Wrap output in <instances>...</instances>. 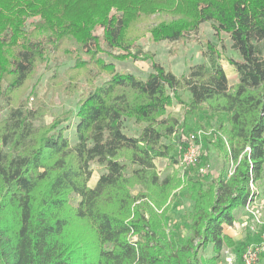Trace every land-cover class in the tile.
Instances as JSON below:
<instances>
[{"label":"trees","instance_id":"16d2710c","mask_svg":"<svg viewBox=\"0 0 264 264\" xmlns=\"http://www.w3.org/2000/svg\"><path fill=\"white\" fill-rule=\"evenodd\" d=\"M202 23L212 39L180 75L140 44L185 41ZM222 34L239 55L227 56L232 84ZM125 59L149 60L151 70L144 78L117 70ZM40 69L49 91L78 95L74 112L42 123L44 103L35 92L26 95L32 106L22 98ZM101 74L108 78L96 84ZM1 102L0 264H218L232 244L225 229L256 196L250 181L263 178L264 0H0ZM174 103L198 129L204 118L220 121L202 135L195 165L161 178L155 160L174 168L186 146ZM209 146L222 168L207 180L199 169ZM93 162L105 171L90 187ZM179 192L192 202L186 236L170 224ZM208 246L210 256L199 254Z\"/></svg>","mask_w":264,"mask_h":264},{"label":"rangeland","instance_id":"374dc122","mask_svg":"<svg viewBox=\"0 0 264 264\" xmlns=\"http://www.w3.org/2000/svg\"><path fill=\"white\" fill-rule=\"evenodd\" d=\"M214 34L213 29L208 23H202L199 26L196 35L189 37L187 40L182 42H172L162 40L154 42L148 38H142L140 44L145 52L150 53L153 56V60L163 65L176 75L185 73L188 67L194 63L201 62L203 60L202 50L204 48V42L212 39ZM223 41L226 44V52L222 55V65L225 70L226 76L229 83H235L237 80L236 74L227 62V56H231L235 59L238 58L236 51L229 49L228 38L225 34H222ZM66 64V63H65ZM65 64H60L59 70L61 71ZM117 70L123 72H131L140 78H144L146 74L151 70V62L149 60H132L125 59L123 61L115 62ZM49 71L44 72L41 69L34 77L28 82L26 92L22 95V98L27 97L29 106L33 105V101L38 98L41 100L48 112L42 118V123H46L52 120L55 113L65 110H76L78 101L77 94H64L62 92L49 91L48 83ZM108 78V75L101 74L97 77L95 83L100 84L102 81ZM35 92L36 98L33 95H27L28 92ZM6 104L1 102L0 106V120L6 116ZM168 110L173 116H175L180 124L185 123L187 130L182 133L184 138L190 133L201 132L202 135L210 134L218 127L220 119L217 118H204L202 120V129H198L194 126V122L186 117L183 107L179 103H174L173 106L169 107ZM72 122V121H71ZM123 130L132 134L136 132L137 125L131 121L123 120ZM188 128H190L188 130ZM75 126L74 123L66 130V135L72 142L74 139ZM201 149H203V140L201 141ZM186 140V139H185ZM200 149V150H201ZM156 171L162 178L172 170L176 171L178 177L183 174L185 168H178L174 165V168L168 164V161L164 158H158L155 160ZM222 168V158L220 153L209 146L207 165L203 168L202 175L207 180L217 175ZM91 177L88 181V185L93 187L100 176L103 173L104 167L96 162L90 164ZM255 190L257 191L256 196L251 200L249 208L245 207L238 213L235 222L232 226L226 228L225 233L231 238L232 244H225L221 253L218 264H241V254L244 249L252 244L259 243L261 241V234L264 232V170L263 178L254 184ZM138 187L133 189L132 192L136 193ZM78 197L72 195L71 202L73 205L76 204ZM263 200L262 206H259V202ZM178 202L176 207L171 208L169 212L170 224H175L178 227L181 234L186 236L188 234L187 229L183 226L187 213L191 207V200L186 192H179L177 196H173L171 202ZM259 211V221H256L252 212ZM231 235H230V234ZM202 256H210L212 254L211 247L208 246L206 249L199 251ZM255 264H264V250L260 252L257 257Z\"/></svg>","mask_w":264,"mask_h":264},{"label":"built area","instance_id":"2783aa9c","mask_svg":"<svg viewBox=\"0 0 264 264\" xmlns=\"http://www.w3.org/2000/svg\"><path fill=\"white\" fill-rule=\"evenodd\" d=\"M201 132L190 133L186 136V146L184 151L178 158L177 163L175 164L178 168H186L188 166L195 165L198 161L201 142H200ZM200 172L203 171L201 167ZM254 182L250 181L249 187L251 191L257 192L254 187ZM251 200L247 202L245 208H249ZM259 206H262L263 200L258 203ZM256 221H259L260 213L259 211L252 212ZM264 250V232L261 234V241L256 244L247 246L241 254V264H255L258 255Z\"/></svg>","mask_w":264,"mask_h":264},{"label":"crops","instance_id":"0c3cea01","mask_svg":"<svg viewBox=\"0 0 264 264\" xmlns=\"http://www.w3.org/2000/svg\"><path fill=\"white\" fill-rule=\"evenodd\" d=\"M242 209H243V208H242ZM242 209H241V210H242ZM241 210H238V211L236 212V214H235L236 217H237L238 213H240ZM235 220H236V219H235ZM225 230H227V229H225ZM229 234H230V233H229ZM230 235H231V234H230Z\"/></svg>","mask_w":264,"mask_h":264}]
</instances>
